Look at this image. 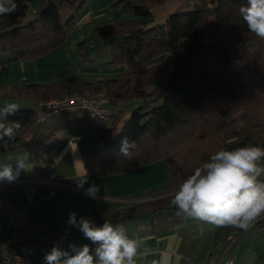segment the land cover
I'll return each instance as SVG.
<instances>
[{
    "label": "trees",
    "instance_id": "trees-1",
    "mask_svg": "<svg viewBox=\"0 0 264 264\" xmlns=\"http://www.w3.org/2000/svg\"><path fill=\"white\" fill-rule=\"evenodd\" d=\"M30 1L15 0L17 10L0 16V53L10 61L37 60L62 47L87 0H42L33 18L24 23ZM166 1L118 0L115 5L135 19L92 25L90 38L110 43L106 64L125 65L120 74L101 79L78 74L50 83L0 86V109L11 100L39 103L73 92L86 96L103 92L113 120L104 127L93 126L89 118L81 122L92 139L86 167L92 175L106 177L161 161L165 184L130 196L157 199L112 213L124 219L147 212L165 228L184 217L177 215L172 194L212 154L246 145L264 147V40L248 30L239 14L246 0H209L196 8L175 10L151 25L152 8ZM155 56L159 61L148 64ZM159 75L163 87L147 92L148 82ZM117 102H131L118 130L122 110L112 109ZM36 113L37 107L20 104L19 111L7 117L6 122L19 121L22 128L0 154L30 143L39 149L54 146V130L32 132ZM124 136L136 142L131 157L119 154ZM259 179L264 181V175ZM253 226L264 227V213L247 230L236 228L228 234L221 256Z\"/></svg>",
    "mask_w": 264,
    "mask_h": 264
},
{
    "label": "crops",
    "instance_id": "crops-1",
    "mask_svg": "<svg viewBox=\"0 0 264 264\" xmlns=\"http://www.w3.org/2000/svg\"><path fill=\"white\" fill-rule=\"evenodd\" d=\"M175 10L177 9H173ZM71 58L65 52L64 45L37 60L10 61L8 56L0 53V86L9 88L15 83H50L76 76L79 73L73 74L76 66ZM56 70L63 73L52 77L51 72ZM85 76L89 79L103 78ZM10 103L36 108L40 102L11 100ZM130 103L117 102L112 107L114 110H122L116 130L128 117L130 109L125 111L124 107L130 106ZM1 106L2 101L0 108ZM60 115L62 114L42 124H36L32 131L54 130L57 141L53 147L39 149L30 143L17 145L11 151L0 154V165H14L18 158L25 153L29 154L28 167L31 170L21 171L14 182L4 181L7 184L0 190L29 219L20 241L16 244L19 251L30 254L37 261L54 245L64 250H70L69 245L89 244L94 248L95 245L81 231L67 226L69 213L75 212L77 219L85 216L97 225L104 222L122 224L129 238L140 241L137 256L134 258L136 264H200L210 254L217 256L216 250H220L221 257L225 237L236 227H217L184 215L182 221L165 228L166 224L158 223L159 218L147 212L130 218H115L112 212H120L141 201L130 196L154 191L165 184L163 163L156 161L117 175L94 176L86 167L92 139L87 127L81 123L88 121V116L79 112L69 114L70 118L64 120ZM67 122L69 123L65 126ZM0 123H7L1 115ZM86 172L87 183L83 188H78L77 183L85 178ZM93 184L99 186V194L95 198L86 193ZM51 191L52 196L46 197ZM6 235V224L0 220V242ZM231 251L236 264H264V227L250 228L248 233L234 242Z\"/></svg>",
    "mask_w": 264,
    "mask_h": 264
},
{
    "label": "clouds",
    "instance_id": "clouds-1",
    "mask_svg": "<svg viewBox=\"0 0 264 264\" xmlns=\"http://www.w3.org/2000/svg\"><path fill=\"white\" fill-rule=\"evenodd\" d=\"M17 10L15 0H0V16L11 15ZM239 14L248 30L264 40V0H246ZM3 94V93H0ZM20 109L17 103H6L0 109L5 120ZM22 125L19 121L0 123V148L7 150L15 141ZM70 146L72 147L71 143ZM136 142L127 136L121 139L119 154L131 157ZM264 147L246 145L232 150L221 149L212 154L207 162L197 167L172 194V204L177 215H187L217 227L233 226L247 230L264 213ZM29 154L25 153L13 163L0 165V181L14 182L21 171H30ZM85 178L77 183L83 188ZM86 193L95 198L99 186L91 185ZM68 227L81 231L89 244L69 245L70 250L54 245L46 252L44 264H136L140 241L129 238L122 224L104 222L97 225L92 219L70 212Z\"/></svg>",
    "mask_w": 264,
    "mask_h": 264
},
{
    "label": "rangeland",
    "instance_id": "rangeland-1",
    "mask_svg": "<svg viewBox=\"0 0 264 264\" xmlns=\"http://www.w3.org/2000/svg\"><path fill=\"white\" fill-rule=\"evenodd\" d=\"M118 0H87L84 6L78 12L77 24L72 33L67 38L64 44V50L73 59V64L76 66L73 74L94 75L96 77H114L126 70L125 65L111 64L106 62L110 59V43L108 40H101L98 38H90L92 25L101 22H117L127 19H135L133 13L127 11L120 5H115ZM139 3L141 0H131ZM42 0H31L27 4L23 22H28L34 16L35 11L40 7ZM209 0H168L162 4H158L152 8V17L150 24L162 21L167 14L173 9H191L197 6L205 5ZM176 6H179L176 8ZM85 39H88L85 41ZM86 53V54H85ZM201 57V54H200ZM160 59V56L151 58L147 63L154 65ZM63 72H51L52 77H58ZM70 75V74H68ZM164 78L162 75L151 79L147 86V92H155L163 87ZM32 105V104H30ZM125 111L130 109V106L124 107ZM64 120L70 118L69 114H62L59 116ZM116 134L117 132H113ZM264 165V160L260 162ZM175 193V192H174ZM167 197V195L165 196ZM161 198V197H159ZM141 200L139 203L155 200V196H146L135 198ZM236 251V249H235ZM217 256L220 255V250L215 252Z\"/></svg>",
    "mask_w": 264,
    "mask_h": 264
},
{
    "label": "built area",
    "instance_id": "built-area-1",
    "mask_svg": "<svg viewBox=\"0 0 264 264\" xmlns=\"http://www.w3.org/2000/svg\"><path fill=\"white\" fill-rule=\"evenodd\" d=\"M107 102L103 92L90 96L78 92L66 94L50 101L40 102L37 106L35 123L42 124L59 114L82 112L88 116L93 126L104 127L113 120L111 110L106 107ZM6 184L0 181V190ZM52 194L51 191L46 197ZM0 220L5 222L7 231L5 239L0 242V264H44L43 258L36 261L30 254L17 249L16 244L20 241L29 219L26 213L17 209L10 197L2 192H0ZM231 250H227L221 257L209 255L200 264H236Z\"/></svg>",
    "mask_w": 264,
    "mask_h": 264
}]
</instances>
